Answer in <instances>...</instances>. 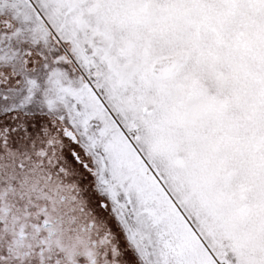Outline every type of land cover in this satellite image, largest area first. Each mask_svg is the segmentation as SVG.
Returning <instances> with one entry per match:
<instances>
[{"label": "snow or ice", "instance_id": "obj_1", "mask_svg": "<svg viewBox=\"0 0 264 264\" xmlns=\"http://www.w3.org/2000/svg\"><path fill=\"white\" fill-rule=\"evenodd\" d=\"M0 264H264V0H0Z\"/></svg>", "mask_w": 264, "mask_h": 264}]
</instances>
